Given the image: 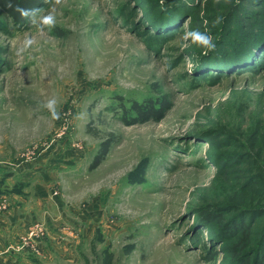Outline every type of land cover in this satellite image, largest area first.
Masks as SVG:
<instances>
[{
  "label": "rangeland",
  "instance_id": "rangeland-1",
  "mask_svg": "<svg viewBox=\"0 0 264 264\" xmlns=\"http://www.w3.org/2000/svg\"><path fill=\"white\" fill-rule=\"evenodd\" d=\"M247 1L39 0L42 32L0 8V175L48 185L0 188V219L46 228L31 264L264 260V0ZM162 98L161 119L130 123Z\"/></svg>",
  "mask_w": 264,
  "mask_h": 264
},
{
  "label": "crops",
  "instance_id": "crops-1",
  "mask_svg": "<svg viewBox=\"0 0 264 264\" xmlns=\"http://www.w3.org/2000/svg\"><path fill=\"white\" fill-rule=\"evenodd\" d=\"M35 175L36 173H33L32 171H18L13 174L3 172L0 175L1 191L18 189V187L22 189L30 187L33 190L35 189L34 195L35 193L42 195V192L47 189L48 185L44 186L43 184L35 181ZM12 176H16V179L14 180L13 185L10 186L8 180L10 179L9 177ZM53 178L56 177L52 176L50 180H55ZM13 202L14 204L20 203V201L15 200ZM36 221L37 220H35L33 216L25 217L23 215L21 218L14 220L0 219V264H31V254L25 252L26 250L19 249L18 246L20 244V237L23 235V233H25V231L28 230L31 225L37 223ZM41 243L38 244L37 252L32 251V254L35 253L33 254L35 257H39L43 253L42 249L45 248V244L41 245Z\"/></svg>",
  "mask_w": 264,
  "mask_h": 264
},
{
  "label": "trees",
  "instance_id": "trees-1",
  "mask_svg": "<svg viewBox=\"0 0 264 264\" xmlns=\"http://www.w3.org/2000/svg\"><path fill=\"white\" fill-rule=\"evenodd\" d=\"M247 1V0H246ZM248 2V1H247ZM11 4L13 7H8V4ZM39 4V0H0V8L10 16L13 21L17 24L23 25L27 19L21 18L20 14L14 10V8L19 5V7L23 9H36ZM247 25H251V23H247ZM264 64V59H263ZM249 68V67H248ZM168 102L165 99H160L158 101L147 100L146 102H138L133 101L130 105L131 112L135 113V117L130 119V123L136 122H144L149 120H159L163 117L164 111H166L169 106ZM129 122V121H128ZM112 139L108 138L100 143L99 151L96 153V156L93 157L92 162L89 165V169H93L99 165V163L104 159L106 154L108 153L110 144L112 143ZM210 216V214H208ZM243 247L237 244L236 247V255L239 256L238 253L241 251ZM264 251V248H263ZM213 252H211L207 259L214 260V256H212ZM239 258V257H238ZM255 261V262H254ZM253 264H264V260L258 261L254 260ZM240 264H246V259L239 258ZM251 264V263H250Z\"/></svg>",
  "mask_w": 264,
  "mask_h": 264
},
{
  "label": "clouds",
  "instance_id": "clouds-1",
  "mask_svg": "<svg viewBox=\"0 0 264 264\" xmlns=\"http://www.w3.org/2000/svg\"><path fill=\"white\" fill-rule=\"evenodd\" d=\"M61 2L62 0H55L56 4H60ZM161 4H163V0H161ZM8 7L11 8L13 6L9 3ZM14 10L20 14L21 18L31 20V23L36 25L41 32L45 28H53L56 24V17L51 13L47 15H40L39 17H37L36 13L39 11L38 9H23L19 7V5H17ZM219 22L220 18H217V20L214 21V23ZM184 35L185 37L192 36L194 41H196L197 44L204 49V55H207L209 52L214 51L216 48V44L213 40V37L207 33L195 30L187 32ZM34 43V39L30 37H25L23 41V46L18 50L17 55H20L21 53L30 49ZM56 104V99H49L45 104L42 105L44 108H47L49 110L53 119L60 118V113L57 111Z\"/></svg>",
  "mask_w": 264,
  "mask_h": 264
},
{
  "label": "built area",
  "instance_id": "built-area-1",
  "mask_svg": "<svg viewBox=\"0 0 264 264\" xmlns=\"http://www.w3.org/2000/svg\"><path fill=\"white\" fill-rule=\"evenodd\" d=\"M2 206L5 205L2 203ZM46 228L42 223H35L31 225L23 237L20 239L19 249L30 248L33 252L38 250V241L45 236Z\"/></svg>",
  "mask_w": 264,
  "mask_h": 264
}]
</instances>
